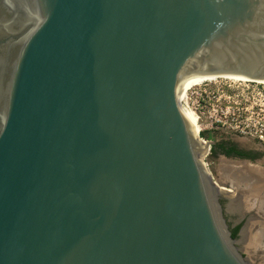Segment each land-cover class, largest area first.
Here are the masks:
<instances>
[{"label":"water","instance_id":"95a60500","mask_svg":"<svg viewBox=\"0 0 264 264\" xmlns=\"http://www.w3.org/2000/svg\"><path fill=\"white\" fill-rule=\"evenodd\" d=\"M188 76L264 81V0H0V264H251Z\"/></svg>","mask_w":264,"mask_h":264},{"label":"flooded vegetation","instance_id":"af4514ba","mask_svg":"<svg viewBox=\"0 0 264 264\" xmlns=\"http://www.w3.org/2000/svg\"><path fill=\"white\" fill-rule=\"evenodd\" d=\"M208 141L211 143L210 156L224 157L227 163L223 170L227 189H224L219 198L223 217L231 234L239 227L234 239L238 241L237 247L243 257L252 258L251 264H259L261 257L254 254L256 247H250L253 249L251 253L245 242L252 244L253 240V244L264 246V146L247 139L240 140L234 135H222L219 139L210 136ZM230 184H234L233 190L230 189ZM234 200L238 203L236 206L232 203ZM245 209L248 211L245 212ZM248 220L252 221V230L243 241L241 233Z\"/></svg>","mask_w":264,"mask_h":264},{"label":"rangeland","instance_id":"374dc122","mask_svg":"<svg viewBox=\"0 0 264 264\" xmlns=\"http://www.w3.org/2000/svg\"><path fill=\"white\" fill-rule=\"evenodd\" d=\"M198 88L206 89V93L202 96H194L190 107H187L190 101L189 96H191L189 91ZM181 103L193 112L197 107L206 112L208 118L211 116L210 120L202 117L199 121L201 133L206 134V137H202L201 134L200 137L207 143H210L207 139L210 136L219 139L222 135H234L240 140L247 139L264 146V142L254 136L256 129L264 130V83L224 78L199 82L186 90ZM211 121L215 123L212 126ZM215 121L220 123L217 124ZM202 160L213 178L225 175L222 171L224 165H227L224 157H211L210 152L207 151L202 156Z\"/></svg>","mask_w":264,"mask_h":264},{"label":"bare ground","instance_id":"6f19581e","mask_svg":"<svg viewBox=\"0 0 264 264\" xmlns=\"http://www.w3.org/2000/svg\"><path fill=\"white\" fill-rule=\"evenodd\" d=\"M219 78L247 79V78L240 77V76H188V77H184L180 80V82L178 83L177 89H176V99H177L178 105H179L182 113L186 117L188 123L190 124L191 130H192L194 136L199 138V139H201V137L199 135L201 129H200V126L198 123V118H197L196 114L191 109L184 107L182 105L181 101H182L184 93L191 86H193L199 82H204V81L210 82V81H213V80H216ZM247 80H250V79H247ZM252 81L264 83V81H262V80H252Z\"/></svg>","mask_w":264,"mask_h":264},{"label":"built area","instance_id":"2783aa9c","mask_svg":"<svg viewBox=\"0 0 264 264\" xmlns=\"http://www.w3.org/2000/svg\"><path fill=\"white\" fill-rule=\"evenodd\" d=\"M199 86H201V84ZM189 93L191 94V96H189L190 101H189V105L187 107H190L191 100L193 99L194 96H196V97L197 96H202L204 93H206V89L202 90V89L198 88V89L190 90ZM194 112H195V114L198 117V123H199V121L201 120L202 117H204L207 120H210L211 119V116L210 115H209L210 116L209 117L210 119H209L208 116L206 115V112L201 111L197 107H196V110H194ZM215 122H217V124L220 123V121H215ZM213 124H215L214 121H211V126ZM201 131H202V129H201ZM201 131H200L199 135L201 134ZM254 136L259 141L264 142V130L263 129H260V128L256 129Z\"/></svg>","mask_w":264,"mask_h":264},{"label":"crops","instance_id":"0c3cea01","mask_svg":"<svg viewBox=\"0 0 264 264\" xmlns=\"http://www.w3.org/2000/svg\"><path fill=\"white\" fill-rule=\"evenodd\" d=\"M247 235H248V234H247ZM247 238H248V236H247ZM249 244H250V245H249ZM253 245H254L256 248H257V247L261 248L257 243H255V244H251V242H248V241L246 242V246H247V248H250V247H252ZM263 248H264V246H263ZM250 251H251V253H253V249L250 248ZM251 253H250V255H252ZM254 254H256V253L254 252ZM261 258L263 259V261H262L261 264H264V257H261Z\"/></svg>","mask_w":264,"mask_h":264},{"label":"trees","instance_id":"16d2710c","mask_svg":"<svg viewBox=\"0 0 264 264\" xmlns=\"http://www.w3.org/2000/svg\"><path fill=\"white\" fill-rule=\"evenodd\" d=\"M205 135H206L205 133H201V136H202V137H206ZM207 137H208V136H207ZM207 139H209V138H207ZM238 231H239V227H236V228L233 230V233H232V237H233V238H236V235H237Z\"/></svg>","mask_w":264,"mask_h":264}]
</instances>
